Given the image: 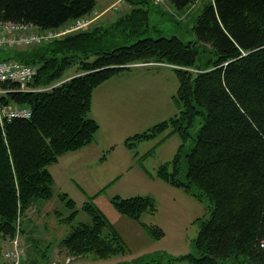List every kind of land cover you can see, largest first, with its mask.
<instances>
[{
    "label": "trees",
    "instance_id": "obj_1",
    "mask_svg": "<svg viewBox=\"0 0 264 264\" xmlns=\"http://www.w3.org/2000/svg\"><path fill=\"white\" fill-rule=\"evenodd\" d=\"M130 10L114 23L92 25L40 46L0 50V61L32 65L33 87L19 92L9 84L2 105L28 108L29 118L0 125V238L14 237L37 200L54 196L48 167L66 153L90 144L99 129L90 117L93 90L138 64L175 68L180 108L169 121L129 138L150 140L170 129L181 136L171 169L157 175L206 203L192 251L181 258L150 255L135 264H264V0H213L193 26L195 39L157 36L149 0H123ZM180 11L197 0H166ZM95 0H0V21L58 30L90 16ZM75 67L74 75L63 79ZM6 87V86H5ZM196 118L201 125L194 136ZM191 141V142H190ZM69 226L59 242L66 258L108 259L127 252L115 227L92 201L80 209L65 193L57 195ZM118 213L140 223L152 239L157 226L142 223L153 214L148 197H115ZM82 211L88 223L73 225ZM31 260V259H30ZM33 261V260H32Z\"/></svg>",
    "mask_w": 264,
    "mask_h": 264
},
{
    "label": "rangeland",
    "instance_id": "obj_2",
    "mask_svg": "<svg viewBox=\"0 0 264 264\" xmlns=\"http://www.w3.org/2000/svg\"><path fill=\"white\" fill-rule=\"evenodd\" d=\"M211 1L197 0L178 11L166 0H149L152 3L149 11L151 25L157 30L154 37L175 35L185 43L194 40L195 21ZM127 5L129 11L130 5ZM74 73L75 67L69 68L63 79ZM115 77L118 84L131 85L127 94L123 91L107 92L105 87H96L92 92L91 111L99 124V146L79 151L81 148L64 158L59 157L51 165V170L54 177L65 185L68 197L75 202L77 209L85 201H92L115 227L127 252L108 259H98L90 254L76 259L66 258L59 251V242L69 232V226L58 223L57 214L66 217L68 213L54 191L51 201L37 200L23 216L21 242L27 264H32L30 259L34 264H135L150 255L181 258L192 251L199 220L207 217V205L157 175L164 164L171 169L181 145L180 134L168 129L150 140L136 141L132 147L127 145L130 137L178 114L179 81L175 68L164 64L141 65ZM200 125L201 119L196 118L192 136ZM117 196L150 198L155 212L143 214L140 221L157 226L162 235L152 239L139 222L118 213L112 203ZM89 221L88 216L80 211L73 225ZM6 263L0 257V264ZM174 264L190 263L178 260Z\"/></svg>",
    "mask_w": 264,
    "mask_h": 264
},
{
    "label": "built area",
    "instance_id": "obj_3",
    "mask_svg": "<svg viewBox=\"0 0 264 264\" xmlns=\"http://www.w3.org/2000/svg\"><path fill=\"white\" fill-rule=\"evenodd\" d=\"M89 22L78 19L72 24L58 30H39L32 25L17 24L0 21V50H14L44 45L60 39L67 34L84 29ZM37 74L34 66L15 61H0V98L7 93L9 84L16 85L19 92H40L48 88L33 87V81ZM6 86V87H5ZM31 112L28 108L11 107L0 102V125L15 118H29ZM8 247L2 254L6 264H27L25 249L17 229L14 237L8 239Z\"/></svg>",
    "mask_w": 264,
    "mask_h": 264
},
{
    "label": "crops",
    "instance_id": "obj_4",
    "mask_svg": "<svg viewBox=\"0 0 264 264\" xmlns=\"http://www.w3.org/2000/svg\"><path fill=\"white\" fill-rule=\"evenodd\" d=\"M127 11H128V5L123 0H95V7H94L92 13L90 14L89 17L85 18L89 22V24L87 25V28L91 27L92 25L108 26V25L114 23L121 15L125 14ZM151 64H154V63H151ZM151 64H141V65H151ZM141 65H134L132 67L141 66ZM115 79H116L115 76L110 78L109 80H107V81L103 82L102 84H100L96 89H100V87H105L104 91H107V92L108 91L109 92H112V91H123L124 94H127L128 91H130L131 85L129 83L118 84V82H115L116 81ZM90 117L93 118L97 122L96 116H94L92 114L91 110H90ZM98 131H97V133H98ZM97 133H96V135L94 137V140L90 144H88L87 146L83 147L79 151H83V149H91V148H88V147H91V146L95 147L94 145H96V147H98L99 146V142H98V138H97ZM70 153H66V154L62 155L61 157L64 158L67 155H69ZM51 165L48 167V170H49L51 176L53 177L52 178V180H53V190L55 191L56 196L59 193H65L67 196H69L67 191H66L65 185L63 183H61L60 181H58L56 179V177H54V175H53L54 173L52 174V170L51 169H52L53 166H51ZM69 198L71 199V197H69ZM34 205L35 204H33L32 207H34ZM21 223H23V222H21ZM142 223H144V222H142ZM21 229H22V233H23L24 229L22 228V226H21ZM22 233H21V235H22ZM8 245H9L8 241L3 240V239L0 238V249L3 248V250L0 252V257H2V253L5 251V249L8 247ZM30 261H31L32 264H34L32 259Z\"/></svg>",
    "mask_w": 264,
    "mask_h": 264
},
{
    "label": "bare ground",
    "instance_id": "obj_5",
    "mask_svg": "<svg viewBox=\"0 0 264 264\" xmlns=\"http://www.w3.org/2000/svg\"><path fill=\"white\" fill-rule=\"evenodd\" d=\"M2 238V237H1Z\"/></svg>",
    "mask_w": 264,
    "mask_h": 264
}]
</instances>
